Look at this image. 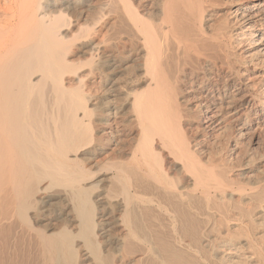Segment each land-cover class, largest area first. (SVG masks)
Wrapping results in <instances>:
<instances>
[{
  "label": "bare ground",
  "instance_id": "1",
  "mask_svg": "<svg viewBox=\"0 0 264 264\" xmlns=\"http://www.w3.org/2000/svg\"><path fill=\"white\" fill-rule=\"evenodd\" d=\"M0 264H264V0H0Z\"/></svg>",
  "mask_w": 264,
  "mask_h": 264
},
{
  "label": "rangeland",
  "instance_id": "2",
  "mask_svg": "<svg viewBox=\"0 0 264 264\" xmlns=\"http://www.w3.org/2000/svg\"><path fill=\"white\" fill-rule=\"evenodd\" d=\"M247 137H249V135H248ZM254 148H256V150H257V147H254ZM213 158H214L215 160L218 159L217 156H215V157H213Z\"/></svg>",
  "mask_w": 264,
  "mask_h": 264
}]
</instances>
